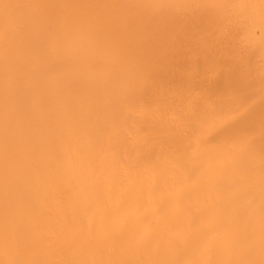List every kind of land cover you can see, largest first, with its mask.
Here are the masks:
<instances>
[{
	"label": "bare ground",
	"instance_id": "1",
	"mask_svg": "<svg viewBox=\"0 0 264 264\" xmlns=\"http://www.w3.org/2000/svg\"><path fill=\"white\" fill-rule=\"evenodd\" d=\"M0 264H264V0H0Z\"/></svg>",
	"mask_w": 264,
	"mask_h": 264
}]
</instances>
